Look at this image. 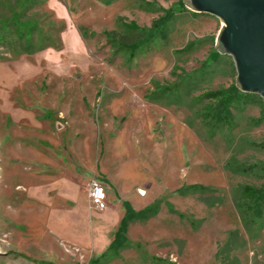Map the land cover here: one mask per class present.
Segmentation results:
<instances>
[{"label":"rangeland","instance_id":"374dc122","mask_svg":"<svg viewBox=\"0 0 264 264\" xmlns=\"http://www.w3.org/2000/svg\"><path fill=\"white\" fill-rule=\"evenodd\" d=\"M146 1L169 8L177 0ZM14 3L0 0V19ZM140 5L37 0L22 14L37 22L33 48L12 54L0 45V264L89 262L90 252L38 236L36 221L16 214V186L37 162L102 170L133 210L146 212L128 224L117 252L95 264H264V209L244 221L236 204L240 186L264 182V121H252L259 108L232 109L231 129L212 130L195 101L234 84L230 57L203 64L220 22L179 13L165 36L131 57L117 42L136 31L122 23L149 27L160 15ZM173 83L177 90L157 97V85Z\"/></svg>","mask_w":264,"mask_h":264},{"label":"trees","instance_id":"16d2710c","mask_svg":"<svg viewBox=\"0 0 264 264\" xmlns=\"http://www.w3.org/2000/svg\"><path fill=\"white\" fill-rule=\"evenodd\" d=\"M37 0H15L14 7L11 8L8 16L0 19V45L4 44L10 49V53L18 54L22 51H30L33 48V37L36 32L37 22L33 19H23L22 14L28 4L35 3ZM140 8L146 11H157L160 15L152 20L149 27L139 28L134 23H122V26L129 31H136V35L132 39H120L117 42V48H121L128 52L132 57L134 52L143 46H146L154 39L165 36L168 32L171 22L177 14L188 12L182 0H177L169 8H163L155 1L140 0ZM16 5V6H15ZM192 14H197L192 12ZM113 32H106L105 35L109 41H113ZM214 37H211L212 47L209 50L208 57L203 61L207 66L220 56L213 47ZM193 45V41L188 42L184 46V50L189 49ZM1 58V57H0ZM202 67H200L201 69ZM234 68L232 67V71ZM155 93L159 98L165 91L177 90V84L172 86H158ZM195 101H203L200 110L201 121L214 129L216 126H224L228 130L231 129V114L232 109H241L247 105H256L259 108V117L253 119L254 124H259L264 121V105L262 100L257 95L245 94L240 92L234 84L227 88L208 89L199 94ZM264 148V141L258 144ZM261 177L264 180V161L260 166ZM204 189V188H202ZM236 204L244 221L250 220L251 217H257L264 209V182L259 187L252 185H242L238 189ZM124 212L119 222V225L112 235L111 241L107 249L99 256L89 260L88 264H95L105 258L109 253L115 254L118 248L124 241V235L128 228V224L134 219L146 217V212L135 211L126 202L123 204ZM151 212L152 209H148ZM52 264V263H47Z\"/></svg>","mask_w":264,"mask_h":264},{"label":"crops","instance_id":"0c3cea01","mask_svg":"<svg viewBox=\"0 0 264 264\" xmlns=\"http://www.w3.org/2000/svg\"><path fill=\"white\" fill-rule=\"evenodd\" d=\"M23 174L16 188L19 211L29 216L30 223L37 224V235L61 240L83 252H90L91 260L101 255L109 245L112 235L123 216V204L127 201L106 173L102 170H80L75 165L62 172L44 164L36 163ZM95 172L99 181L108 189L105 205L101 210L90 207L87 198L89 178ZM21 227L27 223L20 222ZM52 263L33 260V264ZM53 264V263H52Z\"/></svg>","mask_w":264,"mask_h":264},{"label":"water","instance_id":"95a60500","mask_svg":"<svg viewBox=\"0 0 264 264\" xmlns=\"http://www.w3.org/2000/svg\"><path fill=\"white\" fill-rule=\"evenodd\" d=\"M194 13L220 22L214 46L231 58L235 87L264 105V0H182Z\"/></svg>","mask_w":264,"mask_h":264},{"label":"built area","instance_id":"2783aa9c","mask_svg":"<svg viewBox=\"0 0 264 264\" xmlns=\"http://www.w3.org/2000/svg\"><path fill=\"white\" fill-rule=\"evenodd\" d=\"M87 198L91 208L101 210L105 205V190L97 180H91L87 187Z\"/></svg>","mask_w":264,"mask_h":264}]
</instances>
